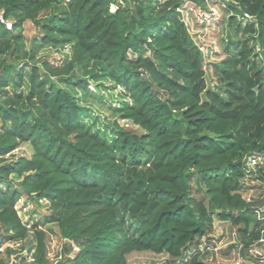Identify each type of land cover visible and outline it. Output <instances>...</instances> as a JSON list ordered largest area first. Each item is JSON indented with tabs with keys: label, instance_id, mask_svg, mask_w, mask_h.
I'll list each match as a JSON object with an SVG mask.
<instances>
[{
	"label": "trees",
	"instance_id": "obj_1",
	"mask_svg": "<svg viewBox=\"0 0 264 264\" xmlns=\"http://www.w3.org/2000/svg\"><path fill=\"white\" fill-rule=\"evenodd\" d=\"M210 5L239 37L214 63L224 92L208 87L188 22ZM2 12L13 29L0 31V180L13 185L0 190V243L32 229L36 264H204L218 219L238 227L239 255L264 262L251 253L264 198L243 196L248 180L264 186V0H0ZM50 49L63 60L40 56ZM25 197L51 204L31 227L16 208ZM52 223L78 247L56 263Z\"/></svg>",
	"mask_w": 264,
	"mask_h": 264
},
{
	"label": "rangeland",
	"instance_id": "obj_2",
	"mask_svg": "<svg viewBox=\"0 0 264 264\" xmlns=\"http://www.w3.org/2000/svg\"><path fill=\"white\" fill-rule=\"evenodd\" d=\"M150 1L154 4H158L163 0H144ZM210 12L205 11L204 14H200L195 12L193 16H190L188 22L190 24L191 31L193 33H197V38L203 43L207 59L210 61L207 71H206V79L208 83V87L212 89H217L221 92H224L225 81L222 78L221 70L218 66H215L214 63L218 62L221 59V54L225 51L226 48L230 46V48H234V43L239 39L237 36L234 27L229 24L228 21H225L221 25H216L214 23L215 19L213 16H220L222 10L218 6L210 5ZM116 7L113 5L112 9ZM202 15L209 18H203ZM195 16L199 18V26L196 25ZM204 19H206V24H204ZM210 23V24H209ZM203 25V26H202ZM4 27L0 25V31H4ZM37 33L36 26L32 22H27L25 28L23 30V40L25 43V49L27 50L29 46L33 42V38ZM209 36V39H206L205 35ZM259 48V45L256 44V49ZM40 56H49L51 61L61 62L63 60V52L55 51V50H45ZM24 67L23 62L18 65V69H22ZM91 73H97L99 68H96V65L91 66ZM28 69V67H27ZM93 71V72H92ZM28 73L26 74V77ZM61 85H65L64 82H57ZM27 84L24 87V90H27ZM92 89H95V86H92ZM132 127V126H131ZM135 127V126H134ZM132 127V128H134ZM138 129L137 127H135ZM253 156H248L249 164L250 160ZM194 186L197 185L196 179L192 180ZM248 184L251 186L248 190L243 191V196L248 197L250 193L253 194V198L258 201L264 198V186H261L259 182L248 180ZM10 185H13L12 181H2L0 180V190L6 189ZM201 196V193H198ZM50 202L47 200H41L40 203L23 198L20 200L16 208L18 213L22 219V221L29 227L33 226L34 222L39 219V217L50 213ZM264 225V215L260 211L259 207L254 209V213L252 215V225L255 224ZM47 231V256L51 260V262L56 263L58 260L62 258L65 254L67 256H73L75 251H77L76 244L73 241L62 239L60 236L59 228L56 224H48L43 227ZM239 234L238 227L232 226L228 222H223L218 219L215 220L213 226V232L210 235V239L207 241L203 239L200 248L203 249L201 252L202 260L204 264H235L238 261V258H241V261H244L246 264L251 262V264H264L259 259L254 258L255 256H251L252 259L249 258V255H239ZM209 242V250H206V243ZM14 245V253L17 257H26V261L30 262V264H36V241L34 232L31 229L28 236L17 242L12 243ZM70 245L73 246L71 250ZM208 247V246H207ZM193 247H189L187 250V254L193 252ZM162 257H155L150 254L146 255H133L130 258L132 264H155L156 261H160ZM240 260V259H239ZM175 264H180L178 259H174ZM261 261V262H260Z\"/></svg>",
	"mask_w": 264,
	"mask_h": 264
},
{
	"label": "built area",
	"instance_id": "obj_3",
	"mask_svg": "<svg viewBox=\"0 0 264 264\" xmlns=\"http://www.w3.org/2000/svg\"><path fill=\"white\" fill-rule=\"evenodd\" d=\"M0 25L5 27L8 30L13 29V21L11 19H8L4 16V13L2 12L0 14ZM250 165L254 166L257 164V158L253 156L250 160ZM245 199L248 202H254L253 194L250 193L248 197H245ZM260 211L264 215V206H259ZM13 241H7L4 243H0V264H30V262L26 261V257H17V255L14 253V245L12 244ZM78 250V248H76ZM210 247H206V250H209ZM203 250V249H201ZM251 253L254 255L262 254L264 257V229L263 234L260 239V244L256 245L252 250ZM25 258V260L23 259ZM240 259V260H239ZM264 261V258H263ZM33 264V263H32ZM235 264H243V261H241V258H238V261L235 262Z\"/></svg>",
	"mask_w": 264,
	"mask_h": 264
}]
</instances>
